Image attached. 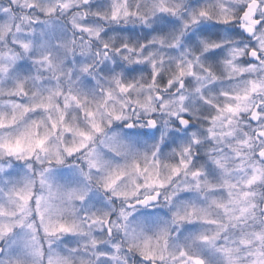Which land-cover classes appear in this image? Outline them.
<instances>
[{
    "label": "clouds",
    "instance_id": "clouds-1",
    "mask_svg": "<svg viewBox=\"0 0 264 264\" xmlns=\"http://www.w3.org/2000/svg\"><path fill=\"white\" fill-rule=\"evenodd\" d=\"M0 264H264V0H0Z\"/></svg>",
    "mask_w": 264,
    "mask_h": 264
}]
</instances>
